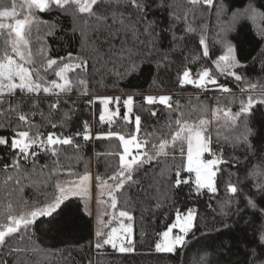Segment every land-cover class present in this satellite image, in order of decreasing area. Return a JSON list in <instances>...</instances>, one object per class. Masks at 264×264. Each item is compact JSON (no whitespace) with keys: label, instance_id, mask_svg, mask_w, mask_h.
Instances as JSON below:
<instances>
[{"label":"snow or ice","instance_id":"6c2138e0","mask_svg":"<svg viewBox=\"0 0 264 264\" xmlns=\"http://www.w3.org/2000/svg\"><path fill=\"white\" fill-rule=\"evenodd\" d=\"M162 14L167 16L166 24L161 23ZM213 16L217 30L210 39ZM65 18L70 21L73 35L80 34V50L52 56L47 37L64 31L60 20ZM246 21L256 25L257 34L264 40V27L257 23L264 21V10L256 0H242L234 6L225 0H4L0 3V129L12 132L11 137L0 136V147L7 148L11 157L0 169L6 173L2 183L13 184L15 190L23 193L28 185L22 181L39 173L47 177L39 183L47 186L54 180L56 189V194L43 202L29 205L28 200H22L19 207L11 202L0 207V264H9L8 257L13 258L12 264H29L21 253L53 254V250L41 248L32 226L38 218L48 217L51 222L65 210L70 212L71 198L88 192L91 174L76 173L61 163V156L69 161L82 159L80 138L85 144L93 140L118 141V151L97 154L118 156L110 176L95 177L96 203L104 205V210L96 214L92 246L97 251L105 246L120 253L136 250L133 225L125 222L134 220L128 210L133 185L155 198L158 204L169 199V189L179 190L182 185H188L190 192L198 196L206 191L218 199L220 178L227 174L225 198L218 200L219 214L229 216L234 212L241 220L246 214L251 215L252 220L245 221L253 226L251 240L243 241L246 264H264V148L252 144L247 123L253 109L264 105V83L252 82L238 71L247 66L241 63L229 39V33ZM101 34L106 48H101L98 39H94ZM164 35L169 37L167 51L161 45ZM216 46L222 54L211 60L213 67L200 64L201 60L211 59V48ZM185 53L191 54L190 59L185 56L188 64H200V67L194 71L186 64L183 70H177L178 87L191 85L205 92L231 94L230 103H235L232 89L220 83V77L231 78L240 88L237 111L216 106L210 109L211 119H207L204 118L209 112L207 105L185 111L179 102L173 101L171 94L142 95L139 100L135 95L94 94L96 76L101 77L97 83H103L106 76L118 82L141 74L145 63H152L154 58L159 70L169 67L176 54ZM260 55L264 56V51ZM261 72L264 73V62ZM258 88L260 91L256 93ZM73 93L77 94L76 100L72 99ZM77 100L89 106H102L98 117L100 129L95 134L94 125L87 120L70 135L57 131L70 125L78 109ZM43 103L47 104V112L41 108ZM159 105L170 116L163 126L167 131L159 134L153 129L142 136V117L137 109H151L150 114L156 117L155 109ZM62 108L65 110L61 111ZM197 111L201 113L199 117L195 116ZM172 113L176 114L174 119ZM37 115L42 123H36ZM222 118L225 126L234 130L242 125L243 131L224 136L223 144L218 133L214 143L209 125ZM118 120L125 126L133 125L134 130L128 134L114 131ZM49 126L52 131L45 135L41 129ZM65 146L73 149V156L64 154ZM226 147L232 149L231 157L225 156ZM41 155L47 156L51 165L41 163ZM141 171L150 179L147 189L136 179ZM61 172L75 179L61 181ZM172 206L176 209L174 219L157 233L159 239L154 242L157 253H175L186 247L190 233L194 235L198 212L180 208L175 202ZM208 207L216 211L211 203ZM83 211L90 217L93 215L88 204ZM114 222L118 227L112 226ZM198 264H207L205 256L199 257Z\"/></svg>","mask_w":264,"mask_h":264},{"label":"trees","instance_id":"16d2710c","mask_svg":"<svg viewBox=\"0 0 264 264\" xmlns=\"http://www.w3.org/2000/svg\"><path fill=\"white\" fill-rule=\"evenodd\" d=\"M4 0H0V3ZM242 0H225L226 4L237 5ZM246 2V0H243ZM258 6L264 10V0H256ZM48 18V17H45ZM60 23L64 27V31H58L55 36H48L47 41L51 48V55H65L67 52H77L80 50V34L75 35L70 31V21L68 19H61ZM161 23H167L166 14L161 15ZM261 27H264V21H258ZM216 19H210V33L209 38L215 33ZM258 30L255 24L251 21H246L237 25L236 29L229 33V39L234 47L237 49L239 60L246 68L238 71L245 75L246 78L252 82L264 83V73L261 72V64L264 62V56L260 55L264 51V40L257 34ZM35 35V34H34ZM43 35V32H41ZM98 39L101 48H106L103 44V34ZM161 45L164 51H167L169 46V37L164 35L161 40ZM35 47V45H34ZM222 54L219 46L211 48V59L201 60L200 64L206 67H213L211 60ZM185 56L191 58V54H176L172 57L173 63L167 67H161L157 70L155 65V58L152 63H145L143 72L138 75L125 78L123 80L115 81L114 77L106 76L103 83H97L101 80L100 76H96L93 83L95 84V95H113V96H127L135 95L137 100L140 96L148 94H171L174 102H179L181 107L188 111L194 106L200 104L207 105L209 112L204 118L211 119L210 109L216 106L231 107L235 112L240 107V88L237 83L231 78L225 79L220 77L223 84H227L236 96L235 103H230L233 97L231 94L215 93L210 95L208 92H203L194 86H186L180 89L176 83L177 70H183L184 66L188 64ZM255 58V59H254ZM200 64H188L193 67L195 71L200 67ZM243 85H241L242 87ZM260 89L256 90L258 93ZM198 98V99H197ZM213 98L215 100H213ZM246 99L245 97H243ZM72 99H77V94L73 93ZM78 109L74 112L70 125L62 131L65 135L80 130L82 122L87 120L94 125L95 130L100 129L99 125V109L102 107L97 104L89 106L83 100H77ZM7 107V105H5ZM41 108L47 112V104H41ZM65 109L62 108L61 111ZM138 114L142 117V132L144 136L150 133L153 129L158 130L159 134L167 131L164 125L167 124L170 116L167 110L162 105L156 107L157 116L153 117L151 109L140 110ZM175 113L171 114V118H175ZM201 113L197 111L195 116L199 117ZM223 117V113H220ZM2 119V118H0ZM36 123H42L41 117H35ZM225 120L222 118L209 125V132L212 136L213 142L217 141V134H220V143L223 144L224 136H234L243 131V127L231 129L225 126ZM248 127L251 128V136L249 139L256 148H264V105L255 107L248 117ZM220 125V127H217ZM103 130H107L105 125ZM114 131H120L128 134L134 130L133 125L125 126L121 121L113 126ZM41 131L47 134L52 131L51 127L42 128ZM12 132L8 129H0V136L11 137ZM81 144L80 160H67L61 156L62 165L67 168L70 166L76 173L83 174L85 171L107 178L112 174L113 167L118 163V156L115 158L111 155H97L98 153L116 152L118 151V141L112 140H93L85 144L82 138L79 139ZM64 154L73 156L74 151L71 147L65 146ZM232 149L226 147L225 156L231 157ZM9 150L0 147V169L4 163L10 162ZM40 162H48L51 165V160L44 155H41ZM163 167V165H161ZM30 168V166H29ZM158 171V169H157ZM234 171V169H233ZM6 173L0 171V207L11 202L15 207H19L22 200H28L29 205L37 202L45 201L46 197H51L56 194L54 187L55 181L48 182L45 186L39 183L46 179L45 175L39 173L31 176L30 179L22 181L23 184L28 185L24 188L23 193L15 190L16 186L9 184L5 186L2 181ZM187 174H185V177ZM75 177H68L64 172L59 174L61 181L74 179ZM137 180L143 182V188L147 189L150 179L145 177V173L141 171L136 176ZM233 182L236 178H232ZM37 182L33 184L32 182ZM227 181V174L220 178V195L219 198H212V194L206 191L202 195H196L190 192L188 185H182L181 189H169L168 200L159 202L151 196L140 192L135 185L130 189L132 203L128 209L134 217L132 221L134 238L136 240V250L132 253H120L111 246H105L104 249L97 251L92 245L94 244V232L96 229V214L90 217L84 211L85 204L91 206V203L83 196H75L71 198L69 205L71 211L65 210L61 217H57L50 222V218H38L32 226V231L35 233L37 242L44 250H53L51 256L47 251L41 253H21V257H26L29 264H198L200 256H205L207 264H246L245 245L243 241L245 238L251 240L253 233V226L247 224L245 221L252 220L251 215L246 214L244 220L238 216L230 214L229 216H222L218 211V200L225 198L224 183ZM154 191V190H153ZM173 202L180 208H192L198 212L196 226L193 229L194 235L191 233L187 237L186 247L177 249L175 253H157L155 251L154 242L159 239L158 232L165 230L166 226L174 219L175 207ZM67 203V201H66ZM212 204L213 211L209 209L208 205ZM264 204V202H262ZM121 205H118V208ZM79 209V210H78ZM92 209V206H91ZM227 225V227H225ZM60 250V251H55ZM9 264H12V257L7 258Z\"/></svg>","mask_w":264,"mask_h":264},{"label":"rangeland","instance_id":"374dc122","mask_svg":"<svg viewBox=\"0 0 264 264\" xmlns=\"http://www.w3.org/2000/svg\"><path fill=\"white\" fill-rule=\"evenodd\" d=\"M35 47H38V45H35ZM148 95H156V94H148ZM161 95H166V94H161ZM90 174L92 176V180L89 182V190H88L87 193H82V195L88 200L89 203H91L92 211L94 212V214H96V212H98V211L102 212L104 210V205H99L98 206L97 203H96V197L98 195V190L96 188L95 176H94L93 173H90ZM105 199H107V197H105ZM105 219H107V218H105ZM125 222L132 224V221H130V222L129 221H125ZM112 226L118 227V224L114 222ZM174 231H178V230H174Z\"/></svg>","mask_w":264,"mask_h":264},{"label":"built area","instance_id":"2783aa9c","mask_svg":"<svg viewBox=\"0 0 264 264\" xmlns=\"http://www.w3.org/2000/svg\"><path fill=\"white\" fill-rule=\"evenodd\" d=\"M220 83H222L223 84V81H220ZM189 86H191V85H189ZM203 92H205L204 90H203ZM210 95H213V94H215V93H218L217 91H207ZM213 100H215L214 98H213Z\"/></svg>","mask_w":264,"mask_h":264},{"label":"crops","instance_id":"0c3cea01","mask_svg":"<svg viewBox=\"0 0 264 264\" xmlns=\"http://www.w3.org/2000/svg\"><path fill=\"white\" fill-rule=\"evenodd\" d=\"M159 95H161V94H156V96H159ZM167 95V94H166Z\"/></svg>","mask_w":264,"mask_h":264}]
</instances>
